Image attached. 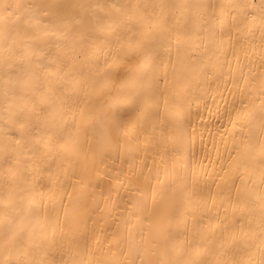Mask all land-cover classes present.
Masks as SVG:
<instances>
[{"label":"bare ground","instance_id":"obj_1","mask_svg":"<svg viewBox=\"0 0 264 264\" xmlns=\"http://www.w3.org/2000/svg\"><path fill=\"white\" fill-rule=\"evenodd\" d=\"M0 264H264V0H0Z\"/></svg>","mask_w":264,"mask_h":264}]
</instances>
